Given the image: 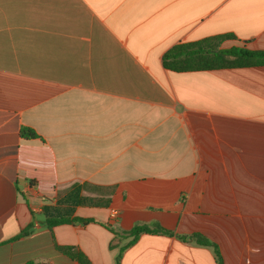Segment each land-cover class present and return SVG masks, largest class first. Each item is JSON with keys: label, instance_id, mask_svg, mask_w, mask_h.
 <instances>
[{"label": "crops", "instance_id": "crops-1", "mask_svg": "<svg viewBox=\"0 0 264 264\" xmlns=\"http://www.w3.org/2000/svg\"><path fill=\"white\" fill-rule=\"evenodd\" d=\"M225 35L264 50V0H0V264H116L154 224L120 264H218L193 234L264 264V66L163 61Z\"/></svg>", "mask_w": 264, "mask_h": 264}, {"label": "trees", "instance_id": "trees-1", "mask_svg": "<svg viewBox=\"0 0 264 264\" xmlns=\"http://www.w3.org/2000/svg\"><path fill=\"white\" fill-rule=\"evenodd\" d=\"M229 37L230 36L225 35L176 45L164 55V66L168 70L176 72L264 66V50H250L244 47L221 48V44ZM21 135L27 139L36 137V133L30 128H23L21 130ZM46 212H48V209H46ZM77 221L87 223L90 220L81 218L70 220L60 215V212H55L49 213L46 224L49 227H53ZM27 232L28 230L25 231V233ZM142 234L174 235L173 232L165 230L158 224L135 225L132 229L123 233L126 238H131V240L127 245L121 248L116 258V264H120L124 250L133 245ZM177 236L185 241H195L202 246L214 247L218 264H223V257L219 246L207 237L201 234Z\"/></svg>", "mask_w": 264, "mask_h": 264}, {"label": "built area", "instance_id": "built-area-1", "mask_svg": "<svg viewBox=\"0 0 264 264\" xmlns=\"http://www.w3.org/2000/svg\"><path fill=\"white\" fill-rule=\"evenodd\" d=\"M117 216V212L116 211H112V217L115 218Z\"/></svg>", "mask_w": 264, "mask_h": 264}]
</instances>
